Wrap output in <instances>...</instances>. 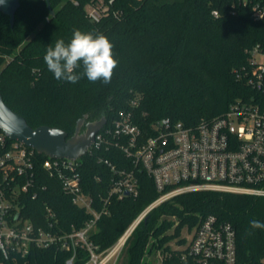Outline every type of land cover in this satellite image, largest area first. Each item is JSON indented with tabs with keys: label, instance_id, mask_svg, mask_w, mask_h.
Wrapping results in <instances>:
<instances>
[{
	"label": "trees",
	"instance_id": "1",
	"mask_svg": "<svg viewBox=\"0 0 264 264\" xmlns=\"http://www.w3.org/2000/svg\"><path fill=\"white\" fill-rule=\"evenodd\" d=\"M239 1L49 0L51 15L45 0H19L12 27L0 14L3 102L30 127H55L67 138L84 115L89 121H109L133 99L138 101V120L145 126L163 118L194 126L223 115L239 99L261 102L264 96L247 84L245 73L248 50L258 46L264 51V18L254 20L250 5ZM99 2L108 4V12L94 23L84 7ZM74 30L102 33L112 42L118 67L110 83L82 77L73 84L55 79L47 69L43 60L47 47L59 39L68 43ZM99 159L126 163L119 153L105 151L91 152L79 161L83 192L95 209H106L88 236L96 255L105 253L158 197L152 181L137 172V197H111L104 205L111 173ZM42 181L45 189L35 200H27L21 213L37 225L48 206L62 231L81 229L90 215L72 205L58 182L47 177ZM208 215L232 226L237 264H264V229H252L249 223L264 222V197L212 191L184 193L151 209L126 240L115 264H146L151 254L160 256V264L179 263L184 250L170 243L183 246L181 230L192 231ZM71 255L57 247L32 248L5 264H65ZM89 258L85 248L77 247L73 264H87Z\"/></svg>",
	"mask_w": 264,
	"mask_h": 264
},
{
	"label": "built area",
	"instance_id": "2",
	"mask_svg": "<svg viewBox=\"0 0 264 264\" xmlns=\"http://www.w3.org/2000/svg\"><path fill=\"white\" fill-rule=\"evenodd\" d=\"M239 2L250 5L254 20L264 18V0ZM108 4L86 5V17L98 22L108 12ZM211 14L218 17L216 11ZM248 55L246 82L264 96V51L255 46L248 50ZM137 107L138 101L133 99L128 107L106 120L87 154L115 152L126 162L120 166L99 159L111 173L104 205L111 197H137V172H143L152 181L158 197L100 255L95 254L88 236L106 209L103 206L95 209L92 198L82 190L79 172L82 157L41 160L32 148L8 139L0 131V264L24 257L32 248L49 247L72 253L65 264H73L77 247L88 251L87 264H115L126 240L149 211L175 196L212 191L264 197V98L261 102L254 98L239 99L223 115L194 126L169 118L145 126L138 120ZM44 177L58 182L72 205L90 215L81 229L71 227L62 231L55 212L48 206H44V219L37 225L21 213L26 201L35 200L45 189ZM185 240L183 246L175 247L184 250L177 264H237L232 226L212 215L202 218Z\"/></svg>",
	"mask_w": 264,
	"mask_h": 264
},
{
	"label": "water",
	"instance_id": "3",
	"mask_svg": "<svg viewBox=\"0 0 264 264\" xmlns=\"http://www.w3.org/2000/svg\"><path fill=\"white\" fill-rule=\"evenodd\" d=\"M51 15L49 0H45ZM19 7V0H0V14L8 17L10 27L14 24L15 12ZM87 115L79 119L75 126L74 134L67 138L65 131L50 127H30L25 119L18 113L12 111L2 99L0 94V131L8 139L18 141L32 148L37 154L44 155L50 159L77 160L85 156L93 141L95 134L105 125L106 119L86 124L85 131L81 132Z\"/></svg>",
	"mask_w": 264,
	"mask_h": 264
},
{
	"label": "clouds",
	"instance_id": "4",
	"mask_svg": "<svg viewBox=\"0 0 264 264\" xmlns=\"http://www.w3.org/2000/svg\"><path fill=\"white\" fill-rule=\"evenodd\" d=\"M113 47L102 33L74 30L68 43L59 39L54 47L48 46L43 60L57 80L75 84L86 77L90 82L108 84L118 67ZM249 223L252 229H264V222L252 220Z\"/></svg>",
	"mask_w": 264,
	"mask_h": 264
},
{
	"label": "rangeland",
	"instance_id": "5",
	"mask_svg": "<svg viewBox=\"0 0 264 264\" xmlns=\"http://www.w3.org/2000/svg\"><path fill=\"white\" fill-rule=\"evenodd\" d=\"M171 232V231H169ZM181 237L183 238H189L190 235H191V231L188 230L187 227H184L182 230H181ZM170 246L172 248H175V245L173 243V241L170 243ZM146 264H160V259H159V255H154V254H151L149 256L146 257Z\"/></svg>",
	"mask_w": 264,
	"mask_h": 264
},
{
	"label": "flooded vegetation",
	"instance_id": "6",
	"mask_svg": "<svg viewBox=\"0 0 264 264\" xmlns=\"http://www.w3.org/2000/svg\"><path fill=\"white\" fill-rule=\"evenodd\" d=\"M93 122H96V121H89V120H86V121L83 123V126H82V128H81V132H82V131H85V129H86V124H88V123H93Z\"/></svg>",
	"mask_w": 264,
	"mask_h": 264
}]
</instances>
